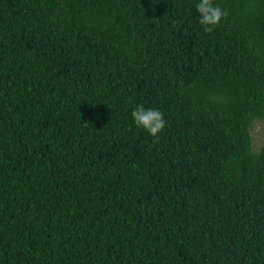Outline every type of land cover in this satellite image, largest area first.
Masks as SVG:
<instances>
[{"label":"trees","instance_id":"obj_1","mask_svg":"<svg viewBox=\"0 0 264 264\" xmlns=\"http://www.w3.org/2000/svg\"><path fill=\"white\" fill-rule=\"evenodd\" d=\"M197 3L0 0V264H264V0Z\"/></svg>","mask_w":264,"mask_h":264},{"label":"clouds","instance_id":"obj_2","mask_svg":"<svg viewBox=\"0 0 264 264\" xmlns=\"http://www.w3.org/2000/svg\"><path fill=\"white\" fill-rule=\"evenodd\" d=\"M196 9L200 15L199 23L204 31L211 33L218 26L222 19L229 13L213 3V0H199ZM132 117L138 127H143L152 136H157L166 127V120L159 109L146 108L139 104L133 111Z\"/></svg>","mask_w":264,"mask_h":264}]
</instances>
